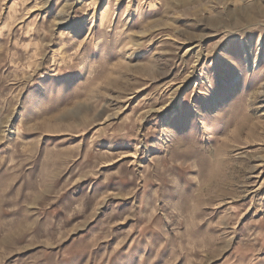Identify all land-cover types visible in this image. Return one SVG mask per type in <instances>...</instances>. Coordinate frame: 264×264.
<instances>
[{"label": "rangeland", "instance_id": "374dc122", "mask_svg": "<svg viewBox=\"0 0 264 264\" xmlns=\"http://www.w3.org/2000/svg\"><path fill=\"white\" fill-rule=\"evenodd\" d=\"M0 264H264V0H0Z\"/></svg>", "mask_w": 264, "mask_h": 264}, {"label": "bare ground", "instance_id": "6f19581e", "mask_svg": "<svg viewBox=\"0 0 264 264\" xmlns=\"http://www.w3.org/2000/svg\"><path fill=\"white\" fill-rule=\"evenodd\" d=\"M132 157H135V156H132Z\"/></svg>", "mask_w": 264, "mask_h": 264}]
</instances>
